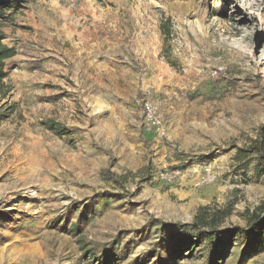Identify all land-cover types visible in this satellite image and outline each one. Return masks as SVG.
Segmentation results:
<instances>
[{"label":"rangeland","instance_id":"1","mask_svg":"<svg viewBox=\"0 0 264 264\" xmlns=\"http://www.w3.org/2000/svg\"><path fill=\"white\" fill-rule=\"evenodd\" d=\"M5 1L15 55L0 96V264H264L262 234L248 249L243 237L195 238L177 258L170 226L229 205L218 229L245 227V211L264 202L248 152L264 122V0H134V23L94 18L106 5L95 0L98 13L46 33L23 12L41 0ZM117 66L134 77L121 81ZM143 98L161 121L150 131ZM209 165L215 181L196 186Z\"/></svg>","mask_w":264,"mask_h":264},{"label":"trees","instance_id":"2","mask_svg":"<svg viewBox=\"0 0 264 264\" xmlns=\"http://www.w3.org/2000/svg\"><path fill=\"white\" fill-rule=\"evenodd\" d=\"M13 3H16V1ZM17 4V3H16ZM11 5L8 1L0 0V96L5 97L8 90L7 85L4 83V79L7 78L5 71V62L12 59L15 55L13 47L7 46L4 42V32L8 18L5 16L4 10ZM170 20L165 19L159 25L161 35L165 42L171 34ZM47 128L60 136H68L69 131L60 123L55 121H49ZM248 152L255 155L257 166L264 172V122L258 126L255 132V138L252 141ZM103 179L110 181L113 185L118 186L122 191L124 188V179L121 175L112 172L109 168L103 169L100 172ZM136 192H139V187H136ZM231 213V208L228 205L226 208L210 207L208 205L198 208L196 214L189 222H174L170 226H173L179 231V243L181 250L176 254L177 258L182 256V249L185 246H189L193 239H204L210 245L219 246L222 242L223 236L231 237H243L246 240V248H250V244L257 240L259 237L264 236V202L254 208L253 210L245 211L246 226L239 227L233 226L232 228L221 231L218 226L223 220ZM81 250L87 256L90 250L85 249V246L81 245ZM213 250V248L211 249ZM109 252V251H107ZM212 256H218L219 252L212 251ZM109 256L105 258V264L110 262L107 260ZM109 262V263H108ZM111 264V263H110Z\"/></svg>","mask_w":264,"mask_h":264},{"label":"crops","instance_id":"3","mask_svg":"<svg viewBox=\"0 0 264 264\" xmlns=\"http://www.w3.org/2000/svg\"><path fill=\"white\" fill-rule=\"evenodd\" d=\"M39 3L38 6L34 5V6H30L29 10H23L24 13L28 12L30 14L31 21L34 22V26L35 28H37L38 30H41V32H47L49 31L48 28V23L50 22V24H55L53 23L55 20L59 21L60 19L67 21L69 20L70 23L71 21H75V20H79L81 18H85V16L91 12L90 10H92L93 12H97L99 10V8L97 7H93L95 0H41V1H37ZM105 2V8L101 11L100 15L98 16H94V18H101V15L104 14V10L106 13V22L109 23H116V22H128V23H134L136 21V18L134 13H133V7H134V0H100V3ZM107 2V3H106ZM41 4H44V7L41 6ZM102 4V3H101ZM45 9V10H50L53 13L52 18H54V20L49 19V17H47V13L45 15L44 12L40 11V9ZM33 9V10H32ZM98 13V12H97ZM48 15L51 16V13H48ZM8 19H11V15L6 14L5 15ZM23 18V17H22ZM28 18V17H27ZM56 28V27H55ZM59 31V28H57ZM52 34H56V31H51ZM58 33V32H57ZM75 33H73L74 35ZM86 52V51H85ZM122 54V53H120ZM103 57L106 59V55H103ZM87 61L89 59L90 61V55H88ZM13 59V58H12ZM12 59L8 60V62H10ZM84 61H85V57H84ZM79 64H82L81 61H78ZM88 64V63H87ZM96 64V63H95ZM85 65V64H82ZM94 65V63H93ZM104 67H102L103 70ZM106 70L108 68L105 67ZM113 67H111L110 69H112ZM117 72V74L119 75L118 79H121V81H125L126 76L124 74V72H126V74H130L132 77H134V73L129 69L122 68V67H118L115 68ZM6 73H8L7 69L5 70ZM96 72H95V76H96ZM101 74V72H100ZM107 74H110L111 77H113L115 75V73H113V71H108ZM92 77V76H91ZM94 77V76H93ZM92 77V78H93ZM99 77V76H96ZM129 77V76H128ZM10 80L9 75H7V78L4 80Z\"/></svg>","mask_w":264,"mask_h":264},{"label":"built area","instance_id":"4","mask_svg":"<svg viewBox=\"0 0 264 264\" xmlns=\"http://www.w3.org/2000/svg\"><path fill=\"white\" fill-rule=\"evenodd\" d=\"M135 103L137 105H140L142 108V113L144 115V125L146 126V130L150 131L152 127L161 125V121L158 118L155 108L152 104V102L147 99H136ZM162 134V132H161ZM174 175H177V173H173ZM165 180L169 181L171 179V176L163 177ZM216 179V175L212 169V167L209 165L203 169V174L201 176V179L196 183V186L203 185V184H210L214 182Z\"/></svg>","mask_w":264,"mask_h":264}]
</instances>
